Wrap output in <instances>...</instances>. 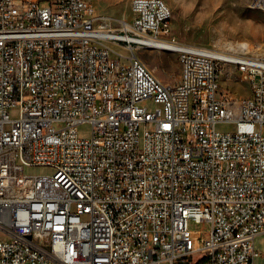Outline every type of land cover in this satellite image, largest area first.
<instances>
[{
	"label": "built area",
	"instance_id": "1",
	"mask_svg": "<svg viewBox=\"0 0 264 264\" xmlns=\"http://www.w3.org/2000/svg\"><path fill=\"white\" fill-rule=\"evenodd\" d=\"M45 1L0 0V264H254L264 53L177 41L162 0L130 21ZM139 47L176 53L178 82ZM226 66L247 97L220 90Z\"/></svg>",
	"mask_w": 264,
	"mask_h": 264
},
{
	"label": "rangeland",
	"instance_id": "2",
	"mask_svg": "<svg viewBox=\"0 0 264 264\" xmlns=\"http://www.w3.org/2000/svg\"><path fill=\"white\" fill-rule=\"evenodd\" d=\"M46 3L45 0H40ZM99 14L132 20L134 13L130 0H88ZM169 6L171 35L179 42L202 46L227 47L228 44L247 43L250 50L264 53V11L252 8L251 0H164ZM136 54L146 62L150 70L163 82L175 84L179 80L180 65L177 54L167 50L136 48ZM220 90L240 99L250 94L249 84L233 66H227L220 75ZM141 104L153 108L150 99ZM11 115H16L15 111ZM218 128H232L219 125ZM82 136L89 134L88 127H82ZM31 172H39L33 168ZM45 171V170H44ZM191 230L202 231L207 237L210 225L206 221L189 220ZM201 243V242H200ZM256 256L254 264H264V233L254 239Z\"/></svg>",
	"mask_w": 264,
	"mask_h": 264
},
{
	"label": "bare ground",
	"instance_id": "3",
	"mask_svg": "<svg viewBox=\"0 0 264 264\" xmlns=\"http://www.w3.org/2000/svg\"><path fill=\"white\" fill-rule=\"evenodd\" d=\"M253 2H254V0H251L250 1V6L252 8H255V9H258V10H261V11H264V7H261V6H253ZM162 5H167L164 0H162ZM169 11H171L170 8H169ZM171 15H172V13H171ZM164 43L172 44V42H170V41H164ZM228 45H230V44H228ZM194 234H196V233H194Z\"/></svg>",
	"mask_w": 264,
	"mask_h": 264
}]
</instances>
